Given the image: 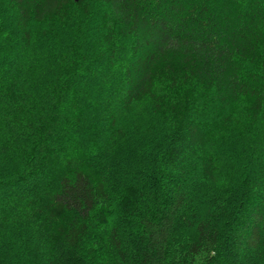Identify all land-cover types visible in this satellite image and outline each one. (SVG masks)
<instances>
[{"label": "trees", "instance_id": "trees-1", "mask_svg": "<svg viewBox=\"0 0 264 264\" xmlns=\"http://www.w3.org/2000/svg\"><path fill=\"white\" fill-rule=\"evenodd\" d=\"M145 108L170 130L142 151ZM88 120L102 151L83 152ZM224 145L247 175L200 196ZM244 253L264 261V0H0V264Z\"/></svg>", "mask_w": 264, "mask_h": 264}, {"label": "rangeland", "instance_id": "rangeland-1", "mask_svg": "<svg viewBox=\"0 0 264 264\" xmlns=\"http://www.w3.org/2000/svg\"><path fill=\"white\" fill-rule=\"evenodd\" d=\"M58 34H59V39L57 40V42L59 43L62 40L67 42L68 41L67 37H70L72 33L68 29L63 28L59 30ZM37 93L39 95V100L47 102L48 97L46 96V93L43 90V88L41 89L39 88L37 90ZM94 98L95 97L93 96L91 99ZM88 106H90V103L88 104ZM89 108L92 107L90 106ZM132 120L133 121H130L128 118L127 121L130 129L133 128L134 130H140L139 138L132 139V144L135 145L136 148L139 147V149H142V151L148 150V148L150 147L149 145L154 142H158L162 140L165 141V138L167 137V134L170 130L167 124H162L159 121L156 122V119L152 115L150 109L145 108V112L142 113V115H136V117H134ZM91 123L93 122L89 123L88 120L85 129V132L87 133L85 136H83L85 132L81 135L82 137L81 140L83 141V152L87 154H89V152L92 149L102 151L103 150L102 145L106 143L105 135H102V132L101 135L98 136L101 131V124L98 125V129L100 130L94 132ZM149 128L152 129V131H150L148 134L147 132ZM95 134H98L96 138H94ZM223 152L225 153V155L228 156L229 160L233 159V161L231 162L232 163L231 166L227 169L226 174L221 179H219L218 182H216L215 184H212V182L207 183L205 181L200 180L199 186L195 188L196 191L199 190L197 192L198 195L211 196V195L230 194L232 191H234V188L242 181V178L245 175H247V171L249 167L244 165L246 164L245 162L247 161L244 160L243 157L245 155L244 152H242L239 149L235 150L233 147H230L229 145L228 147L225 145L223 146ZM234 162L235 165L232 167ZM243 255H245V258H248V260H251L249 262L252 264H264V261L261 262L259 259L256 258L252 259L253 257L249 253H244Z\"/></svg>", "mask_w": 264, "mask_h": 264}]
</instances>
